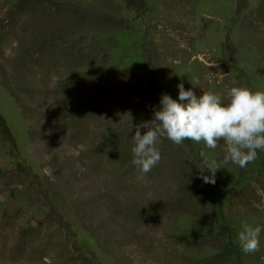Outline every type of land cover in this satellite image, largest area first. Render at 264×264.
<instances>
[{"label": "rangeland", "instance_id": "rangeland-1", "mask_svg": "<svg viewBox=\"0 0 264 264\" xmlns=\"http://www.w3.org/2000/svg\"><path fill=\"white\" fill-rule=\"evenodd\" d=\"M180 83L264 92V0H0V264H264V230L238 239L264 229V149L241 169L161 137L132 163Z\"/></svg>", "mask_w": 264, "mask_h": 264}, {"label": "clouds", "instance_id": "clouds-1", "mask_svg": "<svg viewBox=\"0 0 264 264\" xmlns=\"http://www.w3.org/2000/svg\"><path fill=\"white\" fill-rule=\"evenodd\" d=\"M177 87L179 102L168 94H162L159 109L153 110V118L135 128L132 163L137 166L141 179L161 160L155 146L161 137L177 145L185 140L203 142L213 150L223 141L226 147L223 162H231L241 169L257 159V150L264 149V92L233 87L229 92V102L222 106L221 97L217 94L204 92L198 98L191 89L186 91L183 83ZM141 128L147 129L143 135ZM200 155V178L204 183L214 185L215 174L220 168L218 162L208 159L203 152ZM204 169L209 170L210 174L204 175ZM262 230L261 227L244 226L238 234L244 253L260 250L259 236Z\"/></svg>", "mask_w": 264, "mask_h": 264}]
</instances>
